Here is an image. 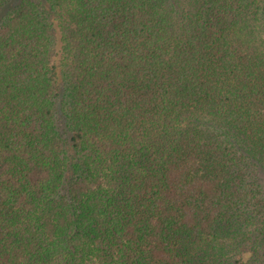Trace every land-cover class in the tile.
I'll list each match as a JSON object with an SVG mask.
<instances>
[{
  "label": "trees",
  "instance_id": "obj_1",
  "mask_svg": "<svg viewBox=\"0 0 264 264\" xmlns=\"http://www.w3.org/2000/svg\"><path fill=\"white\" fill-rule=\"evenodd\" d=\"M0 264H264V0H0Z\"/></svg>",
  "mask_w": 264,
  "mask_h": 264
}]
</instances>
